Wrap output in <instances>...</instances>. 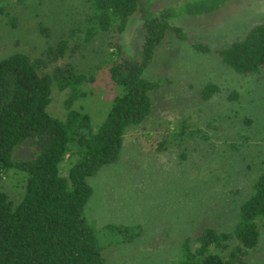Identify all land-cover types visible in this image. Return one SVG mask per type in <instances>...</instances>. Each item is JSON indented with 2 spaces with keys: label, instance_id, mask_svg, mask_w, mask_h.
<instances>
[{
  "label": "rangeland",
  "instance_id": "1",
  "mask_svg": "<svg viewBox=\"0 0 264 264\" xmlns=\"http://www.w3.org/2000/svg\"><path fill=\"white\" fill-rule=\"evenodd\" d=\"M91 1L0 0V59L21 53L48 73L71 65L82 77L71 108L86 114L95 130L122 91L109 79V64L117 52L137 59L144 21L170 10L169 24L183 35L167 30L142 72L158 86L148 92L150 113L125 128L116 159L87 177L91 194L83 214L97 230L102 264H171L186 239L192 249L197 246L204 228L231 232L239 204L264 172V65L238 74L215 54L264 22V0H139L140 11L123 32L84 42L79 28ZM61 40L67 45L63 56L47 59L49 48ZM207 83L217 91L204 99ZM68 92L50 84V115L64 118ZM72 161L60 163L61 176ZM23 183V173L10 169L0 176V191L17 202ZM256 223L257 244L241 263L237 255L230 257L234 238L217 249L225 264H264V224ZM107 225L137 228L138 234L124 241L103 229Z\"/></svg>",
  "mask_w": 264,
  "mask_h": 264
},
{
  "label": "trees",
  "instance_id": "2",
  "mask_svg": "<svg viewBox=\"0 0 264 264\" xmlns=\"http://www.w3.org/2000/svg\"><path fill=\"white\" fill-rule=\"evenodd\" d=\"M138 11L139 0H92L79 39L89 42L98 34L121 33ZM170 17L169 9H161L144 21L137 59L117 52L109 64V79L122 91L95 130L89 127L86 114L71 108V100L80 95L82 80L71 71V65L56 66L48 73L41 70L39 61L21 53L0 59V176L14 169L22 172L24 179L17 202L0 191V264L103 263L97 230L83 214L91 194L87 177L116 159L125 128L142 122L150 113L148 92L158 86L142 72L167 30H173L177 38L183 35L169 24ZM193 47L209 51L198 44ZM66 49L64 40L57 42L47 51V59L62 57ZM215 54L238 74L257 72L264 65V22L252 24L240 40L215 50ZM52 82L59 90H69L63 119L46 110ZM215 91L216 86L207 83L201 96L207 99ZM19 151L27 156L16 157ZM65 158L73 161L61 176L59 166ZM257 220L264 224V172L239 204L231 232L204 228L195 238L197 246L192 249L186 239L179 260L171 264H225L217 249H225L231 238L237 245L230 257L237 255L241 263V256L257 244ZM103 229L114 230L124 241L138 234L137 228L127 226Z\"/></svg>",
  "mask_w": 264,
  "mask_h": 264
}]
</instances>
